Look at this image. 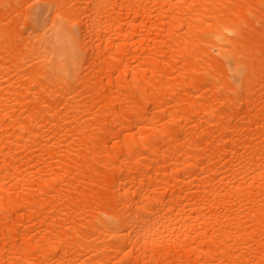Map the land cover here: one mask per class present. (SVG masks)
<instances>
[{
    "label": "bare ground",
    "instance_id": "6f19581e",
    "mask_svg": "<svg viewBox=\"0 0 264 264\" xmlns=\"http://www.w3.org/2000/svg\"><path fill=\"white\" fill-rule=\"evenodd\" d=\"M0 264H264V0H0Z\"/></svg>",
    "mask_w": 264,
    "mask_h": 264
}]
</instances>
